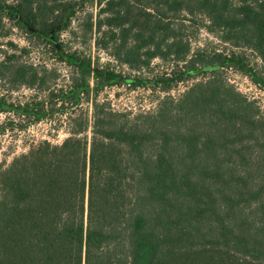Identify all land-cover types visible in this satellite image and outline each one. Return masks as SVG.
<instances>
[{
	"label": "trees",
	"instance_id": "16d2710c",
	"mask_svg": "<svg viewBox=\"0 0 264 264\" xmlns=\"http://www.w3.org/2000/svg\"><path fill=\"white\" fill-rule=\"evenodd\" d=\"M61 1L0 3V17L8 9L19 27L61 50L59 35L75 14ZM98 2L89 29H108L119 59L184 66L136 81L70 57L82 77L68 98L88 90L91 73L106 85L166 91L188 76L211 78L179 99L167 96L154 113L96 102L90 138L87 120L78 119L61 144L43 141L0 167V264H264V118L219 71H250L263 90L264 76L234 53L198 66L174 26L182 14L205 16L211 32L254 50L264 64V0ZM37 109L16 112L39 120Z\"/></svg>",
	"mask_w": 264,
	"mask_h": 264
},
{
	"label": "rangeland",
	"instance_id": "374dc122",
	"mask_svg": "<svg viewBox=\"0 0 264 264\" xmlns=\"http://www.w3.org/2000/svg\"><path fill=\"white\" fill-rule=\"evenodd\" d=\"M17 1L0 0V3L8 6L15 5ZM61 2L72 3L75 7L69 27L59 35L61 50H55L52 44L37 37L36 33L19 27L10 17L8 9L0 17V167L9 166L16 157L28 153L43 141L61 144L70 132L78 129V119L87 120L85 136L90 138L96 102H105L116 112L132 115L154 113L167 96L179 99L193 85L211 78V72L188 76L166 91L161 85L140 84L134 87L125 82L106 85L91 73L88 90L79 93L76 99L68 98L69 92L82 77L80 69L67 61L70 57L78 58L79 63L91 62L94 69L136 81H156L170 76L181 70L184 63H176L171 58H154L149 65L126 63L117 57L119 55L114 48L117 42L110 38L108 29L103 28L101 32L95 27L89 29L91 23L98 21L103 8L98 0ZM174 26L181 28L184 43L189 44L188 60L195 59L198 66H202L204 61L215 60L217 54L229 56L234 53L253 72L264 76V64L258 53L248 47H236L225 42L219 32L209 30V21L205 16L182 14ZM219 73L238 92L254 101L264 118V90L252 80L251 72L228 67ZM28 81L35 83L24 84ZM1 103L7 110L2 108ZM31 105L38 106L37 110L43 113L41 119L16 112L20 106Z\"/></svg>",
	"mask_w": 264,
	"mask_h": 264
}]
</instances>
